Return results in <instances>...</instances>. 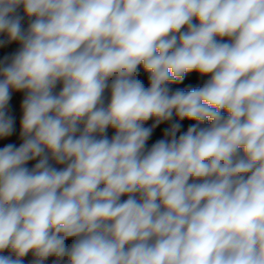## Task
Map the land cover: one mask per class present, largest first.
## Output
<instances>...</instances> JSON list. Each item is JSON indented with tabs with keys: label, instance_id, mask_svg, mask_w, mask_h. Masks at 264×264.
I'll use <instances>...</instances> for the list:
<instances>
[{
	"label": "clouds",
	"instance_id": "1",
	"mask_svg": "<svg viewBox=\"0 0 264 264\" xmlns=\"http://www.w3.org/2000/svg\"><path fill=\"white\" fill-rule=\"evenodd\" d=\"M0 34V264H264V0H0Z\"/></svg>",
	"mask_w": 264,
	"mask_h": 264
},
{
	"label": "trees",
	"instance_id": "2",
	"mask_svg": "<svg viewBox=\"0 0 264 264\" xmlns=\"http://www.w3.org/2000/svg\"><path fill=\"white\" fill-rule=\"evenodd\" d=\"M138 79H140L143 83L145 87H148V77L147 74L143 72L142 68L140 70V75L137 77ZM203 85V81L200 75H198L197 73H190L186 76L184 82L182 84H172L170 87H172L173 89L175 88H190V87H200ZM110 95H106V100ZM194 123L193 121H188V120H184V121H180L181 124V129H180V133L182 132H186L187 128ZM148 127H151L148 126ZM170 124L169 122H165L162 123L160 125H158L155 129H153L152 135L149 139V141L147 142V146L151 147V145L153 143H155L156 141L163 139L164 138V131L165 129L169 128ZM108 132H110L108 130ZM180 133H177V135H179ZM111 135H114V131L111 133ZM72 243V240H68L66 241V244L70 245ZM54 258H49L47 261L45 262H49L51 263V261Z\"/></svg>",
	"mask_w": 264,
	"mask_h": 264
},
{
	"label": "crops",
	"instance_id": "3",
	"mask_svg": "<svg viewBox=\"0 0 264 264\" xmlns=\"http://www.w3.org/2000/svg\"><path fill=\"white\" fill-rule=\"evenodd\" d=\"M6 39H7V37L4 34H0V40H6ZM14 44H15V41H13L11 43L0 44V62H3L6 57L10 58L13 55ZM201 78H202V81L204 83L210 77L209 76H201ZM61 87H62V85L58 84L55 91L59 92ZM106 95H110V92L106 91L105 97H106ZM14 103H15V96L13 94H11V100L9 101V105H8V114H9L10 109L13 107ZM106 103H107V100H106ZM145 127H148V125H145ZM109 131L112 133L114 130L109 129ZM10 143L16 145V139H15L14 131H13L12 135L9 137H0V148L4 147L5 145L10 144ZM35 163H36V161H30L26 165V167L31 168L34 166ZM57 167H62V166H57ZM124 198H122V199H124ZM3 254L7 255V252H5ZM32 259H33V257L30 253L29 255L24 257V264H31ZM45 264H50V263L45 262Z\"/></svg>",
	"mask_w": 264,
	"mask_h": 264
},
{
	"label": "built area",
	"instance_id": "4",
	"mask_svg": "<svg viewBox=\"0 0 264 264\" xmlns=\"http://www.w3.org/2000/svg\"><path fill=\"white\" fill-rule=\"evenodd\" d=\"M18 11H19V14L23 16L22 6ZM27 26H28V18L25 17L24 20L22 21V27H24L26 29ZM19 48H20L19 42H15L14 49H13V55L19 50ZM12 94L15 96V103L9 111V115L14 119V135H15V139H16V146L19 147L20 144L23 142L21 137H20V132H21L20 121H21L22 115H23L22 109H21V104H22V101L24 99L25 93L12 91ZM153 123H154V121L149 120L148 122H146L145 125L150 126ZM107 134L109 137L112 136L111 132H108ZM50 264H54V259L51 261Z\"/></svg>",
	"mask_w": 264,
	"mask_h": 264
}]
</instances>
